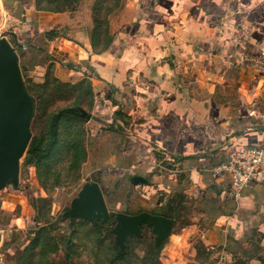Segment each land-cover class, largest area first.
Here are the masks:
<instances>
[{
	"label": "crops",
	"instance_id": "obj_1",
	"mask_svg": "<svg viewBox=\"0 0 264 264\" xmlns=\"http://www.w3.org/2000/svg\"><path fill=\"white\" fill-rule=\"evenodd\" d=\"M119 13L111 44L95 52L88 27L52 38L65 16L35 0H0V40L17 56L26 92L51 65L62 83L91 84L78 192L97 183L108 216L139 217L155 231L167 213L168 235L190 200L200 210L181 229L188 246L264 245V180L237 197L229 175L214 172L230 151L264 145V0H121ZM18 220L3 200L5 240Z\"/></svg>",
	"mask_w": 264,
	"mask_h": 264
},
{
	"label": "rangeland",
	"instance_id": "obj_2",
	"mask_svg": "<svg viewBox=\"0 0 264 264\" xmlns=\"http://www.w3.org/2000/svg\"><path fill=\"white\" fill-rule=\"evenodd\" d=\"M120 1L35 0V7L65 16V28L55 30L52 38L72 35L79 26L88 27L90 33L96 32L100 49L106 35L119 24ZM48 72L45 83H27L33 106L31 138L20 162V182L0 192V205L3 200L10 203L19 219L10 227L16 229L13 242L25 235L20 239L22 245L13 251L12 239L4 240L5 264H264V245L258 238L227 246L208 247L202 241L188 246L181 229L200 210V204L190 200L183 202L180 229L169 235L146 225L121 235L114 216L84 219L74 213L87 158L89 124L72 110L92 113L91 84L80 83L75 88L54 77L53 65ZM55 115L59 118L52 150L27 163L30 145L45 148L50 143ZM162 216L168 218L167 213ZM29 217H34L32 226L26 224Z\"/></svg>",
	"mask_w": 264,
	"mask_h": 264
},
{
	"label": "water",
	"instance_id": "obj_3",
	"mask_svg": "<svg viewBox=\"0 0 264 264\" xmlns=\"http://www.w3.org/2000/svg\"><path fill=\"white\" fill-rule=\"evenodd\" d=\"M32 100L25 91L18 65V58L11 46L0 40V189L7 183L17 187L20 175V162L28 147L31 133ZM82 118L91 115L80 109ZM132 183H146L141 177H133ZM74 200V199H73ZM74 213L84 219L108 217V206L102 188L97 183H86L80 190L73 205ZM117 231L133 234L143 224L139 217L118 215ZM158 233H167L170 221L161 216L154 223Z\"/></svg>",
	"mask_w": 264,
	"mask_h": 264
},
{
	"label": "built area",
	"instance_id": "obj_4",
	"mask_svg": "<svg viewBox=\"0 0 264 264\" xmlns=\"http://www.w3.org/2000/svg\"><path fill=\"white\" fill-rule=\"evenodd\" d=\"M214 172L229 175L236 196H240L243 189L264 180V145L230 151L228 161L217 165ZM8 232L7 228L0 226V264H5L1 244L4 243Z\"/></svg>",
	"mask_w": 264,
	"mask_h": 264
},
{
	"label": "trees",
	"instance_id": "obj_5",
	"mask_svg": "<svg viewBox=\"0 0 264 264\" xmlns=\"http://www.w3.org/2000/svg\"><path fill=\"white\" fill-rule=\"evenodd\" d=\"M90 35H91V38H90L91 45H92V47H93V49H94L95 52H100V51L106 50L109 47V45L111 44V41L113 40V37H112V35L109 32V34H107L106 37H105L104 46L102 48H100V49H97V45H98L97 41H98V38L96 37V32L95 33L92 32V33H90ZM45 82H46V79H45V81L43 83H45ZM85 82L88 83L87 81H83V82H80V83L83 84ZM28 83H31V84H34V85L41 84V83H35L32 80H29ZM80 83L73 84V86L75 88L76 87H81V86H79ZM64 84H69V83H64ZM30 91L31 90L27 87V92L29 93V95H31V92ZM72 113L74 115H78L80 118H82L79 115V111L78 112H74V110H72ZM58 118H59L58 115H55L54 116V121H53V125H52V128H51L52 129V134H51V137H50V140L51 141H50V143L45 148L41 147V145H38V146L36 144L30 145V147L28 148V151H27V161H26L27 163L33 162L34 159L41 158L44 155H47L52 150V148H53L52 147L53 146V142L56 140V129H57V120H58ZM83 119L85 121L87 120L86 118H82V120ZM19 237H20V239L21 238L23 239L25 237L24 233H22V235H19ZM20 239L18 241L13 242L15 240L14 239V235H13V238H12V242H13L12 251L13 250H16L17 248H19L22 245V241H21L22 239L21 240ZM12 242H10V243H12Z\"/></svg>",
	"mask_w": 264,
	"mask_h": 264
}]
</instances>
